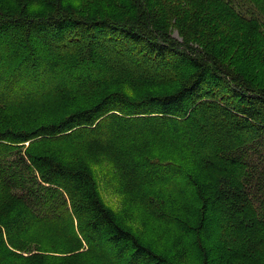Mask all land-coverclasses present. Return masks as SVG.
I'll return each instance as SVG.
<instances>
[{"label": "trees", "instance_id": "obj_1", "mask_svg": "<svg viewBox=\"0 0 264 264\" xmlns=\"http://www.w3.org/2000/svg\"><path fill=\"white\" fill-rule=\"evenodd\" d=\"M2 206L0 264L264 262V0H0Z\"/></svg>", "mask_w": 264, "mask_h": 264}, {"label": "rangeland", "instance_id": "obj_2", "mask_svg": "<svg viewBox=\"0 0 264 264\" xmlns=\"http://www.w3.org/2000/svg\"><path fill=\"white\" fill-rule=\"evenodd\" d=\"M176 35V34H175ZM180 40V39H178ZM41 102H43L42 98L38 99V98H35V99H30L28 101H25V104L22 105V104H19L17 106V108L15 109L14 111V114H13V120L15 121V119H19L21 114L24 115V113H28L29 110L27 109V105H30L31 103V107L32 109H35V110H38L39 112H41L40 110H42L41 108ZM158 141V140H157ZM154 149V152L155 153H164L169 147L163 143H159V144H155L153 147ZM97 164H95L93 166V168L96 166ZM96 169L99 168V166H96L95 167ZM104 183H102V196H103V200L105 201V203L110 206V207H119V198H118V194L115 193L113 191V189L109 186L107 187V189H104ZM2 210H6L7 209V206H2L0 207ZM100 263V262H99ZM102 264V263H100ZM255 264H264V262H260L257 261L255 262Z\"/></svg>", "mask_w": 264, "mask_h": 264}]
</instances>
